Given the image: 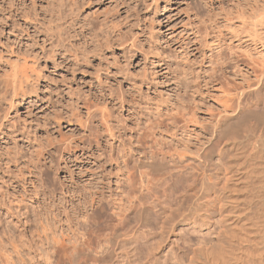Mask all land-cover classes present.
<instances>
[{"label":"rangeland","instance_id":"obj_1","mask_svg":"<svg viewBox=\"0 0 264 264\" xmlns=\"http://www.w3.org/2000/svg\"><path fill=\"white\" fill-rule=\"evenodd\" d=\"M115 1L0 0V264H191L228 246L227 144L264 120L231 130L224 108L246 84L264 106V0ZM21 60L37 87L10 108Z\"/></svg>","mask_w":264,"mask_h":264},{"label":"bare ground","instance_id":"obj_2","mask_svg":"<svg viewBox=\"0 0 264 264\" xmlns=\"http://www.w3.org/2000/svg\"><path fill=\"white\" fill-rule=\"evenodd\" d=\"M93 1L94 0H83V1L81 0L82 7L88 9L90 7V5L93 3ZM121 1L122 0H116L115 1L114 7L117 11L123 10V4L124 3H122ZM152 2H155V0H152ZM71 6H72V4H71ZM75 6H77V5H75ZM70 9L71 10L69 11V13L74 8L71 7ZM72 12H75V11H72ZM72 12H71V14H72ZM81 15H80V17H82ZM109 15H110V13H109ZM111 16L113 17V15H111ZM112 17H109V18L107 17L108 20H105L101 24V28L102 29L105 28V30L107 29L106 32H109L111 29L113 30V32L116 31V35H115L116 38L115 39H117V38H120L121 33H119V29L114 30L115 26L113 28L110 27L111 24H113L115 22ZM83 18H84V15H83ZM103 18L105 19V16ZM71 20L72 19H70V22H72ZM87 20H85V22ZM83 23H84L83 21H79V24H78L80 27V28L78 27L79 29H85L83 27L84 26ZM116 25H119V24H116ZM69 27L71 28V25H69ZM75 31H76V29L74 28V32ZM72 33H73V31H72ZM74 34H76V32ZM80 35H81V38H83V36H84L83 30H81ZM88 36H89V34H88ZM110 37H111V35H107V37H106V42H105L106 47H111V45H112V42H113L112 38L113 37H111V38ZM131 43H132V48H133V46H135L136 43H138V39L137 38L132 39ZM67 47L66 48L68 49V53L71 52L72 51L71 49L74 47V43L70 37H69V46H67ZM99 47L100 46H98L96 48L98 49ZM129 48H131V47L129 46ZM124 50H123V53H124ZM127 50H129V49H127ZM53 52H55V51H53ZM83 52H85V51H83ZM81 53H82V51H81ZM33 55H35V54H33ZM69 55L71 56L72 54H69ZM26 58H24V59H26ZM35 58L33 56V59H35V60L39 59L36 56H35ZM35 60L31 61V63L34 65H36L35 63L38 62V61L36 62ZM16 61H19V60H16ZM21 61H20V63H21ZM23 62L24 61H22L19 68L15 66L13 68V73L10 75L11 77L9 79L7 78L8 79L7 81H9V86L11 85V89L13 90V94L10 97V103H9L10 108L16 102V100H14L15 95L16 94L19 95V93L21 91L25 90V89H23L25 87V83H28V85L32 86L31 88H33V89H35V87H37L34 83V80L36 78H38V75L40 73L39 72L40 67L38 66L39 69L36 71L37 67L35 68L32 64L31 65L33 67H31V66L29 67V65H28L29 62H25V63H23ZM9 73H11V72H8L7 74H9ZM31 78L33 79L34 84L33 83L29 84V81ZM257 78H258L259 83H260L262 75L257 76ZM4 79L6 81V78H4ZM35 82H37V81H35ZM30 86H28V87H30ZM26 87H27V85H26ZM232 90H231V92H228L227 105L224 108L225 109V114H224L225 119L231 120V122H229L230 124H233L232 119L242 118L245 115H247L246 113L248 111H249L248 113L254 115L255 118L258 117V118L262 119V121L264 120V106L257 99L250 98V96L257 94L259 89L253 87V85H251V84H246V85H242V86L238 87L234 91H232ZM32 91H34V90H32ZM17 101H18V99H17ZM246 110H247V112H246ZM230 116H233V117L229 118ZM236 122L237 121H235V123ZM230 124H228V125L230 126ZM228 125H227V127H228ZM235 125H234V127L231 128V130L235 129ZM228 129L230 130L229 127H228ZM231 132H233V131H231ZM227 152H228V161L230 163V166H239L238 167V170H239L238 175L226 187V191L223 194L224 195L223 201L225 202V206H227L230 209L229 212L232 214L231 217L233 218L232 221L230 220L231 222L228 224V230L226 232V238L228 240V243H227L228 246H226V247L223 246V249H221V251H219V252L217 251V253L215 252L216 254L213 253V255L209 254V252L201 253L200 255H198V254L196 255L195 252L190 250V251H188L189 253H191L190 254L191 256L189 257V262L191 264H264V131H261V133L259 135H257L256 131L252 127L250 129H248L246 131V133L242 136L237 137V135H234L233 138L231 139V141L227 144ZM209 179L211 180V178H209ZM87 217H89V216H87ZM86 234L87 233H84L81 236V240H79L83 245V249H85L89 244V238L86 236ZM46 241H47L48 245L53 244L54 247H56L60 244V246H59L60 248H61V246L63 247V243L66 242V241H62V239L60 242L59 238L56 236L55 237L54 236H52V237L46 236ZM71 242H72V245L70 246L71 255L73 257H75V260H76V256L78 258V255H76V254H78L80 252L81 247H78V244L73 243V241H71ZM74 242H76V241H74ZM107 242H109V239L105 238L104 242L100 246H98L101 249L104 248V250H102V254L100 253V255H98V253H97V257L94 258L96 263L99 262V259H101L102 255L104 254L105 248L107 246L106 245ZM66 246H68V245H66ZM66 246L64 245L63 249H65ZM84 246H85V248H84ZM79 248H80V250H79ZM61 250H62V248H61ZM55 252H56V250H55ZM52 254H55L54 250H53ZM73 259L71 257L70 260L73 261Z\"/></svg>","mask_w":264,"mask_h":264}]
</instances>
